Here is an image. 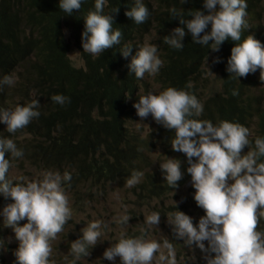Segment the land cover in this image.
Here are the masks:
<instances>
[{"label": "trees", "instance_id": "16d2710c", "mask_svg": "<svg viewBox=\"0 0 264 264\" xmlns=\"http://www.w3.org/2000/svg\"><path fill=\"white\" fill-rule=\"evenodd\" d=\"M142 2L149 9V17L143 24H136L124 14L134 7L135 0H107L104 14L113 16V30L122 32L121 43L105 49L100 56H93L83 52L81 33L83 18L95 10V0H82L80 10H73L71 15L59 8V0H0V79L5 75L14 79L13 86L5 85L0 91V108L27 105L34 98L40 103L36 109L39 117L14 134L8 133L7 125L0 122V137L12 139L23 151L22 158H11L8 152L5 158L11 159L12 166L23 161L32 170L68 172L71 181L63 186L79 195L87 190L86 183L94 188L100 183L99 192L109 186L123 187L133 171H140L144 173L140 183L131 188L138 200L162 199L167 193L187 189L191 194L184 208L196 207L195 189L191 185L186 187L191 177L186 171L189 166L186 157L171 149L174 130L165 129L149 115L146 119L152 122L153 132L143 137L141 128L135 131L131 127L140 120L133 104L138 103L139 96L152 93L154 87H157L154 94L168 87L188 91L203 105L202 115L194 118L214 125L226 120L247 127L251 133L248 147L254 149L255 139L264 138V77H260L259 69L237 78L227 71L231 48L239 43L231 39L223 42L218 51H212L210 45L193 43L185 28L182 49L164 43V36L170 35L172 29L184 27L172 18L170 9L176 8L190 19L196 9L207 14L203 0L183 4L181 0ZM245 2L247 29L241 39L252 35L264 44V0ZM116 7L119 12L110 13ZM65 30L70 32L74 46L82 55L81 67L75 66L69 57L71 45ZM149 34L153 38L145 41ZM126 44L133 46L127 58L120 53ZM145 44L157 45L163 66L155 77L146 73L143 79H137L127 66ZM213 54L218 59L220 89L203 96L199 80L204 79L203 66ZM190 83L191 88L187 87ZM233 91L238 94L233 95ZM58 94L68 97L69 102L55 103L52 97ZM155 136L162 141L154 143ZM156 144L165 156L163 161L168 157L181 162L183 178L175 189L164 181L165 174L160 169L162 156L157 161L158 170L148 171L153 167L149 151ZM248 147L245 146L241 155L247 153ZM12 166L7 178L13 183L20 182L11 178ZM87 191L94 194L92 187ZM4 200L0 195V204ZM257 230L264 232V217L260 218Z\"/></svg>", "mask_w": 264, "mask_h": 264}, {"label": "clouds", "instance_id": "9594fccd", "mask_svg": "<svg viewBox=\"0 0 264 264\" xmlns=\"http://www.w3.org/2000/svg\"><path fill=\"white\" fill-rule=\"evenodd\" d=\"M81 2L59 0V8L71 15L73 10H80ZM185 2L190 0H181V4ZM106 4L107 0H95V10L83 18V52L93 56H100L105 49L121 43L122 32L113 30V16L104 14ZM203 8L207 14L196 9L190 19H186L176 8L170 9L172 18L178 19L184 27L172 29L170 35L164 36V43L182 49V40L187 34L185 28L191 34L193 43L210 45L212 51H218L223 42L231 39L239 43L231 48L227 71L237 78L246 77L259 69L260 77H264V44L252 35L241 39L242 32L247 29L245 0H203ZM118 12L116 7L110 13ZM124 14L136 24H143L149 17V9L142 0H135L134 7ZM209 25L210 30H207ZM132 48L130 44L124 45L120 48L121 55L129 57ZM157 52L155 44L141 46L127 66L129 72L134 73L137 79H143L146 73L155 76L163 66ZM5 85H14L11 75L0 79V91ZM187 87L191 88L192 84ZM237 94L233 91V95ZM52 100L60 105L69 102L68 97L59 94ZM39 107L40 103L34 98L27 105L0 108V122L7 125L8 133L14 134L39 117L40 112L36 110ZM133 107L141 119L151 115L157 124L174 130L171 149L186 157L189 165L186 171L191 176L186 187L191 185L195 189L193 199L197 204L196 207L184 208L183 203L181 208H196L197 212L204 210L205 213L196 226L185 213L178 210L173 213L168 223L175 237L190 249L193 245L199 248L205 254L206 264H264V232L257 230L260 218L264 217V161L261 160L264 158V138L257 137L254 149H249L251 133L247 127L226 120L214 125L211 121L194 118L202 115L203 105L194 94L185 90L168 87L159 94L149 92L139 96L138 103H134ZM245 146L248 151L241 155ZM6 152L11 158H22L23 151L12 139L0 137V195L5 198L0 205H4L8 198L12 201L0 210V217L4 227L11 228L19 242L14 252L17 264H51L50 242L57 239L72 216L63 187L65 182L71 181V174L46 171L42 178H21L22 182L13 183L7 178L12 163L11 159L5 158ZM161 156L160 169L165 174L164 181L175 189L177 182L183 178L180 160L166 157L163 161L165 156L160 151L157 156L151 155L153 167L148 171L158 170L157 161ZM193 158H196L195 162ZM143 175V172L133 171L123 187L137 185ZM185 190L190 197L191 191ZM129 218L124 215L119 223L128 224ZM25 219L27 222L21 226L19 222ZM144 222L148 228L156 226L160 223V214L152 212L144 218ZM103 227H106L104 222L96 220L81 229L82 236L71 242L70 255L73 259L70 264H76L90 255L89 250L101 241ZM145 234V229H142L141 236L135 238L121 233L119 240L104 250L103 258L114 261L119 257L121 264H154V261L155 264H177L171 242H163L167 254L161 253L157 258L161 243L145 239ZM204 241H207V247ZM3 244L0 239V248Z\"/></svg>", "mask_w": 264, "mask_h": 264}, {"label": "rangeland", "instance_id": "374dc122", "mask_svg": "<svg viewBox=\"0 0 264 264\" xmlns=\"http://www.w3.org/2000/svg\"><path fill=\"white\" fill-rule=\"evenodd\" d=\"M65 33L71 45L69 57L72 63L77 67L83 66L84 60L78 48L74 46L70 32L65 30ZM152 38V34H149L145 37V41L151 40ZM214 60H216L215 56L211 55L203 66L205 70L204 79L199 80L203 86L200 88V93L203 96L220 89L219 72ZM147 80L148 82H152V78H148ZM156 91L157 87H154L152 93L154 94ZM151 124L152 122L146 118H140L138 124H133L131 127L135 131L141 128L143 130L142 136L146 137L149 132H153ZM153 141L154 143H159L162 139L155 136ZM160 151L159 144H156L149 151V155L157 156ZM43 173L45 172L28 168L27 164L23 161H17L12 166L10 176L12 179L22 182L21 178L25 180L42 178ZM60 174L63 175V173ZM63 187L69 200L72 216L64 225V230L58 234L57 239L50 242L52 254L49 260L51 264H70L73 259L70 255L71 242L82 236V228L96 220L103 221L106 225V227L102 228L103 235L100 237L101 241H98L89 250V256L77 261L76 264H121L119 257H116L114 261L104 259V250L116 243L121 233H125L126 237L135 238L142 235V229L146 230V234L144 235L145 239L156 240L161 243V251L157 253V258L161 253L167 254V249L163 247V242L168 240L173 244L175 249L177 264H206V260L204 259L205 254L199 248H196L195 245L191 249L185 246L182 240L175 237L172 226L168 223V219L177 210L190 216L194 226L198 224L199 218L205 215L204 210L197 212L196 208L189 210L181 208V205L189 196L185 189H178L167 193L162 199L140 201L132 194V187L127 186H113L107 188L106 191H101V193L99 192L100 183L95 188L86 183L85 188L87 190H90L91 187L93 188V195L87 190H83L82 195H79L74 190L69 191L65 186ZM11 202V198L6 199L5 204L0 205V210ZM174 202L176 203V207ZM172 206L175 209L171 210L170 208ZM152 212H158L160 214V223L148 228L144 222V218ZM124 215L130 216L128 224L119 223L120 218ZM26 222L27 220L25 219L19 223L22 226ZM0 239L4 241L3 248H0V264H17L14 252L18 248L19 242L15 239L13 230L9 227H4L2 217H0ZM203 243L207 247V241Z\"/></svg>", "mask_w": 264, "mask_h": 264}]
</instances>
